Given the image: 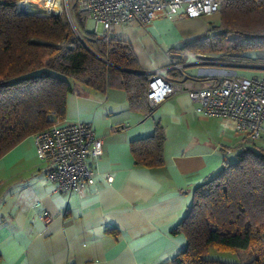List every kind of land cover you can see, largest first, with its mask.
Returning a JSON list of instances; mask_svg holds the SVG:
<instances>
[{"label": "crops", "instance_id": "obj_1", "mask_svg": "<svg viewBox=\"0 0 264 264\" xmlns=\"http://www.w3.org/2000/svg\"><path fill=\"white\" fill-rule=\"evenodd\" d=\"M209 16L219 18L206 15L172 21L159 15L146 27L119 24L110 35L131 44L140 71L146 73L167 63L165 49H178L207 30ZM259 54L244 58L255 63L246 67L264 69ZM212 71L198 68L188 73L199 78L185 81L184 87L210 84L206 74ZM62 121L88 122L102 138V154L89 159L96 170L95 182L83 192L54 191L35 152L33 135L4 153L0 157V264L170 260L186 245L185 236L172 233L171 228L189 206L193 188L232 161L230 155H236L243 142L229 120L197 114L184 90L172 93L146 115L129 108L122 89L99 92L76 87L67 95ZM156 123L165 133L163 164H135L130 142L150 135ZM255 143L264 147V131ZM44 212L47 221L41 218Z\"/></svg>", "mask_w": 264, "mask_h": 264}, {"label": "trees", "instance_id": "obj_2", "mask_svg": "<svg viewBox=\"0 0 264 264\" xmlns=\"http://www.w3.org/2000/svg\"><path fill=\"white\" fill-rule=\"evenodd\" d=\"M17 0H0V157L27 136L65 117L76 87L122 89L129 108L146 115L148 74L140 71L131 44L84 30L85 13L74 9L77 33L63 13H18ZM178 49L247 58L264 49V0H221L218 23ZM170 75L179 78L176 71ZM165 133L130 142L134 163L162 165ZM236 157L192 191L184 215L171 228L186 245L161 264H233L207 257L210 247L249 251L264 238V147L242 138ZM239 264H264L248 253Z\"/></svg>", "mask_w": 264, "mask_h": 264}, {"label": "built area", "instance_id": "obj_3", "mask_svg": "<svg viewBox=\"0 0 264 264\" xmlns=\"http://www.w3.org/2000/svg\"><path fill=\"white\" fill-rule=\"evenodd\" d=\"M25 1L17 0L16 9L30 11ZM221 0H40L44 12L36 14L63 13L69 21L70 8L85 13L94 22L96 37L110 35L119 24L137 23L146 27L157 16L175 21L206 15H219ZM167 63L147 71L146 98L151 107L178 91H186L194 105V111L204 117L227 119L233 130L247 139H260L264 131V77H245L227 66H249L243 59L221 58L196 53L190 54L176 48L164 50ZM210 64L224 66L212 68L208 85L185 88L184 82L198 80L189 75L187 65ZM264 66V64H261ZM176 71L180 77L169 74ZM35 152L45 165V175L54 184V191H85L94 184L96 170L89 159L98 158L103 152V141L95 135L88 122L57 121L48 128L33 134ZM230 150H227L229 153ZM110 181L111 176L107 175ZM49 219L46 212L41 214Z\"/></svg>", "mask_w": 264, "mask_h": 264}, {"label": "rangeland", "instance_id": "obj_4", "mask_svg": "<svg viewBox=\"0 0 264 264\" xmlns=\"http://www.w3.org/2000/svg\"><path fill=\"white\" fill-rule=\"evenodd\" d=\"M70 3L73 6L74 0H70ZM72 6L70 8L72 18H71V21H69V20L68 21L71 24L72 28L77 33H79L77 27H80L81 25L75 16L74 8H72ZM37 8L38 9H34L31 11H42V12L45 11L43 9V7L40 6V4H38ZM207 20H208V23L210 25H214V24L218 23V18L216 16H209ZM94 29H95L94 22L90 19H86V21L84 23V30L89 31V32H94ZM259 52H260V54L258 57L264 58V49L259 50ZM207 54L218 56L221 58L223 57L220 54H213V53H207ZM223 58H227V57H223ZM235 59H244V58H235ZM207 67L219 68V67H224V66H217V65H210V64H202V65H194L193 64V65L185 66L184 70L189 74L190 73L193 74L197 71L198 68H207ZM227 67L233 68L236 71V73L240 76L264 77V69L259 68V67H246V66H227ZM258 140L259 139H256V140H254V142H256ZM235 157H236V155L233 153L232 155H230V160H234ZM248 253L249 254L252 253V255H254V256L264 257V238H263V240L259 246L252 247L249 251L237 250V251L233 252V251L220 250V249H217L214 247H210L209 250L207 251L206 256L213 258V259L223 261V262L239 264L242 260H244L246 258Z\"/></svg>", "mask_w": 264, "mask_h": 264}, {"label": "bare ground", "instance_id": "obj_5", "mask_svg": "<svg viewBox=\"0 0 264 264\" xmlns=\"http://www.w3.org/2000/svg\"><path fill=\"white\" fill-rule=\"evenodd\" d=\"M26 2V7H28V9L31 11V10H34V9H38L37 8V4L35 2H30V1H25ZM41 6V5H40ZM42 7V6H41Z\"/></svg>", "mask_w": 264, "mask_h": 264}, {"label": "water", "instance_id": "obj_6", "mask_svg": "<svg viewBox=\"0 0 264 264\" xmlns=\"http://www.w3.org/2000/svg\"><path fill=\"white\" fill-rule=\"evenodd\" d=\"M16 12H18V13H23V12H25V13H33L32 11H23V10H19V9H16Z\"/></svg>", "mask_w": 264, "mask_h": 264}]
</instances>
